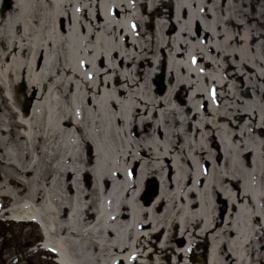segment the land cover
<instances>
[{"label":"bare ground","instance_id":"obj_1","mask_svg":"<svg viewBox=\"0 0 264 264\" xmlns=\"http://www.w3.org/2000/svg\"><path fill=\"white\" fill-rule=\"evenodd\" d=\"M0 86V216L57 264H264V4L0 0Z\"/></svg>","mask_w":264,"mask_h":264},{"label":"rangeland","instance_id":"obj_2","mask_svg":"<svg viewBox=\"0 0 264 264\" xmlns=\"http://www.w3.org/2000/svg\"><path fill=\"white\" fill-rule=\"evenodd\" d=\"M259 3L264 4V0H257ZM147 20H149L147 18ZM155 18H153L151 21L152 23L155 22ZM17 87V88H16ZM1 88V86H0ZM22 88V90H20ZM0 101L3 98V94L0 89ZM13 101L15 102L14 107L24 113L27 114V109L31 106V98L25 97V87L22 86H15L14 94H13ZM26 111V112H25ZM14 112V111H13ZM3 111L0 112L2 115ZM20 131V130H19ZM37 155L39 158L38 161V167L42 165H48L47 157L45 156V152L41 151L40 149L37 150ZM43 177H47V172L43 174ZM1 178V173H0ZM6 227H8L11 231V234L6 232ZM5 229V230H4ZM155 238L151 241H157L158 238L162 235V232H156ZM13 240L15 239L16 242H13L14 247H9L6 249H0V264H17L14 262L15 258H18L22 260V258H25L27 260V264H56L53 261V254L49 251H45L41 249L40 243L42 241V235L38 229L37 224L33 223L29 224L28 222H24L22 224H15L12 223L10 219H7L5 215L0 216V245L2 244V240ZM18 242V243H17ZM181 245V244H180ZM205 247V246H204ZM0 248H2L0 246ZM207 249V245L205 249H202L201 251L196 250L198 252V255L202 256V258H205V251ZM196 254V256H198ZM171 256H164L163 263L167 262V259H169ZM194 263L197 264L196 261Z\"/></svg>","mask_w":264,"mask_h":264}]
</instances>
